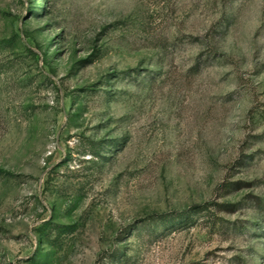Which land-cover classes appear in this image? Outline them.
<instances>
[{
	"label": "rangeland",
	"instance_id": "rangeland-1",
	"mask_svg": "<svg viewBox=\"0 0 264 264\" xmlns=\"http://www.w3.org/2000/svg\"><path fill=\"white\" fill-rule=\"evenodd\" d=\"M0 264H264V0H0Z\"/></svg>",
	"mask_w": 264,
	"mask_h": 264
},
{
	"label": "trees",
	"instance_id": "trees-1",
	"mask_svg": "<svg viewBox=\"0 0 264 264\" xmlns=\"http://www.w3.org/2000/svg\"><path fill=\"white\" fill-rule=\"evenodd\" d=\"M181 216V215H180Z\"/></svg>",
	"mask_w": 264,
	"mask_h": 264
}]
</instances>
